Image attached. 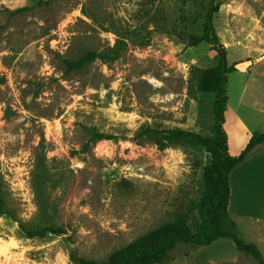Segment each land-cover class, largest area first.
<instances>
[{"label": "rangeland", "instance_id": "374dc122", "mask_svg": "<svg viewBox=\"0 0 264 264\" xmlns=\"http://www.w3.org/2000/svg\"><path fill=\"white\" fill-rule=\"evenodd\" d=\"M210 1L0 0V264L101 262L178 214L194 219L208 155L135 136L146 126L210 135L215 95L195 91L193 71L219 56L187 40L202 35ZM215 4L214 26L235 68L224 127L237 156L264 133V0ZM88 51L109 57L65 71L61 57ZM85 127L116 138L84 149ZM246 161L241 175L254 180L243 186L239 166L231 173L229 211L239 208L231 218L264 257V144ZM21 226L64 234L28 239ZM200 249L180 244L173 255L257 264L229 240Z\"/></svg>", "mask_w": 264, "mask_h": 264}, {"label": "trees", "instance_id": "16d2710c", "mask_svg": "<svg viewBox=\"0 0 264 264\" xmlns=\"http://www.w3.org/2000/svg\"><path fill=\"white\" fill-rule=\"evenodd\" d=\"M219 12V4L210 1V6L203 23L201 36L188 35V46L196 47L207 43L215 51L219 60L216 66L206 69L196 68L193 71L195 91L202 94H214L213 103L214 124L210 135L179 128L141 127L135 139L139 144L152 143L160 150L170 147H186L201 149L209 157L208 163L202 169V196L192 205L196 216L192 220L187 214H178L174 220L167 222L135 239L125 247L110 254L105 261H93L72 257L76 264H164L169 254L180 244L194 248L207 247L219 240L231 241L237 251L252 258L257 264H264V257L258 246L245 242L237 223L231 218L229 211L231 199L230 175L258 146L264 144V133L254 132L244 149L237 156L230 153L226 122V107L228 104L227 84L228 75L235 71L229 66L227 51L217 35L213 17ZM119 53H117L118 55ZM109 56L104 53L88 51L76 60L60 58L67 73L78 72L87 65L104 60ZM85 130L91 134L90 144L112 140L116 137L99 132L96 128ZM0 178V215H6L5 201L2 196ZM26 238L43 239L48 235L64 234L62 228L43 227L36 230L20 227Z\"/></svg>", "mask_w": 264, "mask_h": 264}, {"label": "crops", "instance_id": "0c3cea01", "mask_svg": "<svg viewBox=\"0 0 264 264\" xmlns=\"http://www.w3.org/2000/svg\"><path fill=\"white\" fill-rule=\"evenodd\" d=\"M245 164L246 163L239 165V168H242V170L240 171L239 177L237 178V179H239V181H241L243 186L249 185V183L253 182V180H254V179L252 180V178H248V175L245 178L243 177V175H241L243 173H246L245 171H243L245 168L242 167V166H245ZM230 178H231V176H230ZM231 180H230V183H231ZM231 194H232V189H231ZM233 207H234V211L231 209L232 207L230 208L231 217L235 216V213H238V211H239V208H237L236 205H234V203H233ZM240 207L241 208L243 207L242 204H241ZM203 248H205V247H201L200 250H203ZM176 250H177V248L169 254L168 260L164 264H212L213 263L211 261L208 262L206 260H199V256L196 253H194V254L193 253L186 254V253H188V251H186V253L183 254L181 257H178V254L173 255V254H175ZM200 250H199V252H200ZM233 263H236V262L231 261L229 259H224V260H221L217 264H233Z\"/></svg>", "mask_w": 264, "mask_h": 264}]
</instances>
